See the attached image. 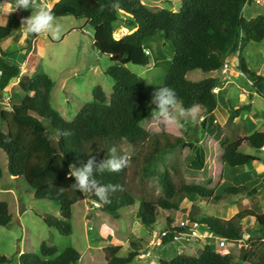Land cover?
I'll return each mask as SVG.
<instances>
[{"label":"trees","instance_id":"trees-1","mask_svg":"<svg viewBox=\"0 0 264 264\" xmlns=\"http://www.w3.org/2000/svg\"><path fill=\"white\" fill-rule=\"evenodd\" d=\"M245 1L180 0L176 10L162 8L156 11L141 0H119L120 9L117 11L110 7L101 10V5L112 0H60L53 6L51 10L57 18H82L93 27L94 47L110 57L111 65L106 74L114 85L109 98L100 86L95 87L93 103L82 106L75 117L67 121L52 107L53 83L50 77L46 74L25 76L18 82L25 92L24 98L19 104L10 103L9 112L0 111V120L9 126L7 132L0 126V148L7 156L9 174L23 178L33 190L34 198L53 201L59 206L60 218L46 216L44 222L47 226L56 228L62 235L71 234L74 205L83 200L114 218H119L121 209L134 206L138 200L136 217L145 227L154 228L160 210H179L187 199L191 203L189 223L196 224L204 232L222 238L226 243L243 241L245 233L249 232L245 239L248 246L239 254L237 264H264V212L245 209L229 219H223L200 214L194 204L201 199L220 200L221 190L233 196L247 197L255 195L262 187L226 185L216 181L209 162L217 160L232 169L258 162L256 156L239 149L246 144L260 151L264 146V132L255 131L245 137L223 136L221 124L214 115L218 102L212 95V89L217 87L216 79L210 77L190 81L186 78L194 70L207 73L220 71L227 57L239 51L237 72L245 76L251 91L264 99V75L249 70L241 56L244 43H261L264 40V13L245 19L242 14ZM123 16L126 27L135 30L116 39L113 33ZM11 32L10 27L0 24V44ZM156 34H160L174 49L171 66L160 86L147 85L142 77L126 66L149 65L144 41ZM7 57L8 53L0 47V98L9 83L21 74V65L10 62ZM163 86L173 88L184 107L193 103L202 105L206 114L202 141L184 143L181 137L168 134L164 126L161 133L144 126L156 108L151 103L152 93ZM242 110H249V105L233 109L230 120ZM10 120L17 125L16 131L10 129ZM25 129L31 132V137H25ZM63 132L72 134L64 136L61 135ZM122 140L139 147L137 153L130 157L136 174L132 181H128L127 167L119 173H96V178L103 184L123 186V191L111 196L110 203H101L93 194H82L71 187L75 180L68 175L70 164L79 168L87 162L89 155H96L98 161L102 160L110 145H117ZM211 140L217 145H212ZM180 144H185L188 149L183 165L193 180L181 179L180 185H177L171 172L165 170L160 177L163 194L149 197L145 188L150 183L148 178L153 174L154 162ZM198 174L201 178L197 180L195 177ZM2 175L0 168V180ZM245 218H254L253 230L243 229ZM11 221L9 204L0 201V226L6 227ZM172 223L166 218V235L161 238L164 245L173 242L176 234L191 229V225L186 227ZM131 246L134 249L126 256L119 255L120 246L106 248L105 264L133 263L141 249L136 243ZM80 258L81 254L75 248L68 247L60 252L57 247L42 242L38 253H19L18 262L78 264ZM235 260L233 254L220 252L211 243L205 244L199 255L178 253L170 259H160L157 264H236ZM10 263L8 257L0 254V264Z\"/></svg>","mask_w":264,"mask_h":264},{"label":"rangeland","instance_id":"rangeland-1","mask_svg":"<svg viewBox=\"0 0 264 264\" xmlns=\"http://www.w3.org/2000/svg\"><path fill=\"white\" fill-rule=\"evenodd\" d=\"M180 0H141L143 4L151 10L156 11L162 8L174 9L179 5ZM31 10V9H30ZM264 13V7L251 5L243 11V17L250 19ZM63 25V31L59 40H54L45 33L38 34L39 42L46 41L45 55L36 61L35 70L25 68L24 74L27 77H34L38 74H46L53 83L52 88V107L60 113L67 121H71L79 109L89 103H93V89L100 86L107 97H110L114 81L106 74L107 69L111 65L110 57L101 54L94 47V30L85 19L72 16L58 18ZM124 17L119 18L117 27L113 33L115 38H122L127 32L120 33ZM77 29L80 33H70ZM118 29V30H117ZM133 31V30H132ZM49 37V38H48ZM1 47V46H0ZM4 49L5 46H2ZM145 52L149 53V65L134 66L126 65L129 70L142 77L147 85L160 86L163 84L165 76L172 63V55L174 49L160 34H156L153 38L144 41L143 46ZM2 49V50H3ZM4 51V50H3ZM5 52V51H4ZM232 56V55H231ZM242 57L248 62V67L253 72H259L264 75V41L261 43H244L242 48ZM18 56L13 55L12 60H17ZM233 65V63H231ZM29 67V65H26ZM25 66V67H26ZM235 75L230 72L227 76L220 74V71L213 74L194 70L189 72L186 78L190 81H200L202 79L213 76L221 92V102L223 98L229 101L231 107H242L244 103L251 100L248 94L251 92L243 75L235 71ZM223 77H222V76ZM22 76V68L21 75ZM19 82V81H18ZM14 85L2 92L0 99H5L6 105L0 104V111H10L9 104H19L25 92L15 85L16 80L11 82ZM14 83V84H13ZM250 109V107H249ZM252 115L247 118V110H242L243 118L238 122L227 121V115H216L221 123L222 135L229 137H245L252 134L261 116L264 117V100L256 97L255 104L252 106ZM249 112V111H248ZM11 119V117H8ZM206 114L201 108L199 118L196 123L189 122L184 129H176L173 127H165L168 134L173 137H181L184 143L202 141L203 130L205 126ZM236 123V124H235ZM246 125V130L243 126ZM1 129L8 131L9 126L0 120ZM144 126L154 132L161 133L162 126L151 120V117L144 123ZM10 129L16 131L17 125L10 120ZM26 138L31 137V132L24 130ZM211 144L216 146L217 143L211 140ZM116 144L112 143L105 152V157L110 149ZM119 154H127L132 157L137 153L139 147L129 144L122 140L116 145ZM243 153L260 157L264 162V151H258L249 145L243 144L239 149ZM188 154L185 144L178 145L175 149L167 151L154 162L149 176V185L145 188V193L152 198H156L163 194L162 185L160 183L161 174L168 170L173 175V179L180 185L181 179L184 181H192L193 177L185 168L184 158ZM259 163V162H257ZM209 165L215 174L216 181L226 185H248L250 188L261 184L263 186L260 196L230 195L221 190L220 200L201 199L196 201V206L200 214L229 219L239 211L245 209H255L256 212H264V179L260 176L264 175L254 169L253 165L245 169H232L222 165L217 160H211ZM134 163H129L127 167L126 179L132 181L134 171ZM264 167V166H263ZM0 168L3 171V177L0 180V201L9 204L12 216L11 223L6 226H0V254L5 255L11 260L10 264H19V253L34 252L38 253L39 245L42 242L50 246H55L59 251H63L68 247L75 248L81 254L78 264H105L106 248L120 246L119 255L126 256L128 252L134 249L131 244L136 243L141 249L140 255L135 258L131 264H157L161 258L170 259L178 253L190 255H199L205 244H216L217 250L220 252L230 250L237 258L242 249L247 248L248 244L245 239L237 242L235 245L219 246V240L216 236L211 237L196 226L190 224L191 229H187L183 234H176L175 240L167 245L161 243L163 237L166 218L173 221L172 225H187L188 216L191 210V203L185 199L179 210H160L157 225L154 228L145 227L136 217L139 201L134 206H129L120 210V217L114 218L108 212L98 207L87 204L85 200L78 202L73 208V215L70 220L72 232L69 235H62L54 227H49L44 222L46 216H59V206L46 199H37L33 197V190L21 177L11 176L8 172V159L5 152L0 148ZM138 169V168H137ZM264 169V168H263ZM177 170V172H176ZM248 176L250 178H248ZM201 178L198 174L195 179ZM135 191V190H134ZM135 195H139L135 191ZM263 209V210H262ZM244 221V220H243ZM189 225V226H190ZM253 225V224H252ZM247 226L244 224L245 231L253 230L254 225ZM233 251V252H232ZM235 263V262H234ZM247 264V263H242Z\"/></svg>","mask_w":264,"mask_h":264},{"label":"clouds","instance_id":"clouds-1","mask_svg":"<svg viewBox=\"0 0 264 264\" xmlns=\"http://www.w3.org/2000/svg\"><path fill=\"white\" fill-rule=\"evenodd\" d=\"M4 6L9 9L8 14L17 9L32 10L30 16L21 19V28L27 34L47 33L54 40L60 39L63 25L51 8L39 3L38 0H16L14 11L11 10V5L7 4L6 0ZM105 7L117 11L120 9L119 0H112L109 4L101 5V10ZM151 103L156 106L151 113V120L158 125L176 129H184L189 122L196 123L202 108L199 103L184 107L183 101L179 99L176 91L168 86L156 89L152 93ZM71 134V132L61 133L64 136ZM129 163L130 157L126 153L119 154L116 146H113L102 160L98 161L96 155H89L87 162L83 163L81 167L77 168L75 164L69 165L68 175L70 178L74 177L75 180L71 187L82 194H93L101 203H110L111 196L123 191V186L111 183L103 184L96 178V173H119L128 167ZM60 190L63 191V188Z\"/></svg>","mask_w":264,"mask_h":264},{"label":"crops","instance_id":"crops-1","mask_svg":"<svg viewBox=\"0 0 264 264\" xmlns=\"http://www.w3.org/2000/svg\"><path fill=\"white\" fill-rule=\"evenodd\" d=\"M60 0H38L39 3H42L43 5H45L46 7L48 8H53V6ZM7 4H10L11 5V10H15V7H16V0H6ZM5 4V0H0V24L2 26H7V27H10L12 29V32L11 34L5 38L0 46L2 48V46H5V48L3 49L6 53H8V57L7 59L10 61V62H16L18 64L21 65V68H22V76H25L24 74V71H25V68H28L30 70V67L32 65H34V67H32L31 69L32 70H35V66H36V61L38 62L39 59L41 57H43L45 55V49H46V41L45 40H41L39 42V37H38V34H27L22 28H21V19L22 18H26L28 16L31 15V11L30 9L28 10H24V9H17L16 11L12 12L11 14H8L9 13V9L7 7L4 6ZM178 8V6L175 7V10ZM174 10V9H173ZM124 17V16H123ZM256 17V16H254ZM58 18H62V17H58ZM253 18V17H251ZM88 24V23H87ZM122 25V28H125L126 29V32H128L127 34H129L130 32H132V30L130 31V29H128L126 27V25L123 23L121 24ZM135 29H133L134 31ZM70 33H80L79 30L77 29H74L72 30ZM42 35H45V33H41ZM32 35V36H30ZM49 38V37H48ZM118 39V38H116ZM264 41V40H263ZM13 55H16L18 56L17 60L13 61L12 60V56ZM241 56H242V52H241ZM244 62H245V65L247 66V68L249 70H251L249 67H248V62L246 61V59L244 57H242ZM228 59L233 63V56L229 55L228 56ZM26 65H29V67H27ZM26 66V67H25ZM237 70H230V74L231 75H235ZM253 71V70H251ZM214 72H218V71H213V72H208V73H214ZM257 74H260L259 72H255ZM221 74V73H220ZM229 74V73H228ZM21 75V74H20ZM222 76V75H221ZM211 78H214L213 76H210ZM208 77V78H210ZM223 77V76H222ZM20 76L17 77V78H14L13 80H16V83L15 85L17 86L18 84V81L20 80ZM215 79V78H214ZM13 80L11 82H13ZM9 83L8 88L14 86V85H11L12 83ZM14 84V83H13ZM19 86V85H18ZM218 87V85H217ZM53 88V87H52ZM219 88V87H218ZM5 89V90H6ZM4 90V91H5ZM220 90V89H219ZM52 92V91H51ZM219 96L216 97V100L217 101H220L219 99H221V92H219ZM248 98L251 100L249 103H244V105H249L250 109L246 111V113H248L247 115H244V117L246 116L247 118H249V116L252 115V106L255 104V100H256V97H259L255 92L251 91L249 94H248ZM24 98V96L22 97V99ZM261 98V97H259ZM21 99V100H22ZM51 99H52V94H51ZM263 99V98H262ZM264 100V99H263ZM243 107V106H242ZM239 107H231L230 106V103L229 101H227L225 98H223L221 100L220 103L217 104V108L216 110L214 111V115L216 116V119L217 121L219 122V119L216 115V112L217 110L220 111L219 115H222V117L224 115H227V119L230 120V117L232 116V113H233V109H237ZM249 111V112H248ZM261 120L256 124V125H259V127H255V131H261V132H264V117L261 116ZM243 118V115H242V111L236 115L233 119L230 120V122H240ZM227 120V121H228ZM220 123V122H219ZM221 124V123H220ZM236 124V123H235ZM246 125L243 126V129L246 130ZM260 151H264V146L262 147V149ZM257 157V156H256ZM259 160L257 162H254L250 165H253L254 166V169L259 171V173H263L264 172V162H262L261 158L260 157H257ZM249 165L245 166V167H242V169H247ZM3 173V171H2ZM245 173L247 174V172L245 171ZM248 175V174H247ZM262 175V174H261ZM3 177V175H2ZM261 179H264V175L263 176H260ZM248 178H250L248 176ZM264 183V182H263ZM261 185V184H259ZM264 185V184H263ZM248 186V185H247ZM256 186V185H255ZM262 188L263 186L258 190V192L255 194V196H260L262 197V194H261V191H262ZM254 196V195H253ZM196 203V201L194 202V204ZM77 204V203H76ZM75 204V205H76ZM74 205V206H75ZM196 205V204H195ZM264 207V206H263ZM263 210V209H262ZM224 219V218H223ZM227 219V218H226ZM247 223V226L249 225H254V218H245L244 221H242V226H243V229L245 228L244 227V224ZM252 225V226H253ZM245 230V229H244ZM248 235H249V232L248 233H245L244 235V239H247L248 238ZM239 242H242V241H239ZM237 243V242H236ZM230 246H233L235 245V243H230ZM228 246V244H226ZM203 249L200 250L199 254L202 252ZM219 251V250H218ZM231 252L230 250H225V253H229ZM233 252V251H232ZM233 254V253H232ZM162 259V258H161ZM159 261V260H158ZM80 262V261H79ZM106 263V262H105ZM158 263V262H157ZM156 264V263H155Z\"/></svg>","mask_w":264,"mask_h":264},{"label":"built area","instance_id":"built-area-1","mask_svg":"<svg viewBox=\"0 0 264 264\" xmlns=\"http://www.w3.org/2000/svg\"><path fill=\"white\" fill-rule=\"evenodd\" d=\"M251 5H256V6L264 7V0H246V1H245V5H244L243 10H244L245 8L251 6ZM239 49H240V46H239ZM146 53H148V52H146ZM230 55L233 56V65L231 64L232 62H231V61L228 59V57H227V59L224 61V64H223V66H222V68H221V70H220V73H221L223 76H227V74L229 73L230 70H234V69L236 70V69L239 67V60H238L239 51L236 52V53H232V54H230ZM243 77H245V76H243ZM249 83H251V82L249 81ZM219 92H220V90H219L218 87H215V88L212 89V95H213L214 97H218V95L220 94ZM0 104H1V105H6V104H5V99H4V98H3V99H0ZM186 224H187V225H184V226H186V227L190 225V223H189L188 221H187ZM161 235H162V236H165V235H166V232L163 231V233H161ZM208 235H210L211 237H214V235H212V234H208ZM216 238H217V237H216ZM218 240H219V246H224V245L226 244V242H225L224 239H222V238H218ZM215 245H216V244H215Z\"/></svg>","mask_w":264,"mask_h":264},{"label":"bare ground","instance_id":"bare-ground-1","mask_svg":"<svg viewBox=\"0 0 264 264\" xmlns=\"http://www.w3.org/2000/svg\"><path fill=\"white\" fill-rule=\"evenodd\" d=\"M246 9V8H245ZM244 9V10H245ZM243 10V11H244ZM118 30V29H117ZM131 31V30H130ZM126 32V29L125 28H121L120 30H119V32H118V35H121L120 33H125ZM128 33V32H127Z\"/></svg>","mask_w":264,"mask_h":264},{"label":"water","instance_id":"water-1","mask_svg":"<svg viewBox=\"0 0 264 264\" xmlns=\"http://www.w3.org/2000/svg\"><path fill=\"white\" fill-rule=\"evenodd\" d=\"M242 251H244V248L242 249Z\"/></svg>","mask_w":264,"mask_h":264}]
</instances>
